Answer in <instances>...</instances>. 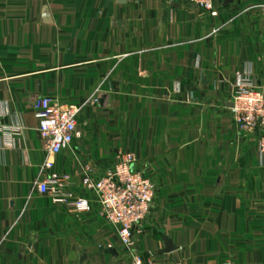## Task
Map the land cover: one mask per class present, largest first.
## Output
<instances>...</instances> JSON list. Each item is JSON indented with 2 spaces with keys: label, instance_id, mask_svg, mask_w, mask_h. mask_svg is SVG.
I'll return each instance as SVG.
<instances>
[{
  "label": "crops",
  "instance_id": "1",
  "mask_svg": "<svg viewBox=\"0 0 264 264\" xmlns=\"http://www.w3.org/2000/svg\"><path fill=\"white\" fill-rule=\"evenodd\" d=\"M214 7L0 0V264H133L83 186L126 154L155 187L134 234L145 263L264 264L261 133L231 113L239 79L264 93V0ZM45 97L81 107L54 173L89 212L36 187L48 154L33 103Z\"/></svg>",
  "mask_w": 264,
  "mask_h": 264
},
{
  "label": "built area",
  "instance_id": "2",
  "mask_svg": "<svg viewBox=\"0 0 264 264\" xmlns=\"http://www.w3.org/2000/svg\"><path fill=\"white\" fill-rule=\"evenodd\" d=\"M170 1L194 4L214 17L218 15L214 7L215 0ZM33 110L39 122L40 137L48 154L36 182L38 191L49 196L54 205L71 206L79 213L89 212V201L69 192L71 177L54 173V159L80 137L77 127L81 107L62 104L56 99L45 97L34 101ZM231 113L240 132L261 133L257 155L264 169V93L250 81L239 79L235 86ZM135 162L134 155H120L115 167L104 176L95 179L91 171H88L83 186L96 195L102 215L111 225L118 228L123 247L133 255V264H154L145 263L143 258L134 252V234L140 231L141 224L148 217L155 194L152 182L133 169Z\"/></svg>",
  "mask_w": 264,
  "mask_h": 264
},
{
  "label": "water",
  "instance_id": "3",
  "mask_svg": "<svg viewBox=\"0 0 264 264\" xmlns=\"http://www.w3.org/2000/svg\"><path fill=\"white\" fill-rule=\"evenodd\" d=\"M167 243H168L167 244V250H168L167 253L173 252L175 249L171 246L169 241Z\"/></svg>",
  "mask_w": 264,
  "mask_h": 264
}]
</instances>
